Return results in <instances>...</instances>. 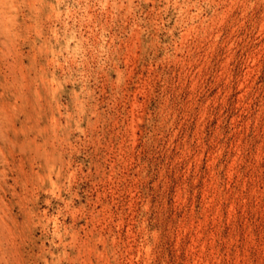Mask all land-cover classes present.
Masks as SVG:
<instances>
[{"label": "rangeland", "instance_id": "obj_1", "mask_svg": "<svg viewBox=\"0 0 264 264\" xmlns=\"http://www.w3.org/2000/svg\"><path fill=\"white\" fill-rule=\"evenodd\" d=\"M0 264H264V0H0Z\"/></svg>", "mask_w": 264, "mask_h": 264}]
</instances>
